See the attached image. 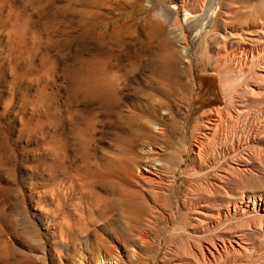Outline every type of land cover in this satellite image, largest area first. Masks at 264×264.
<instances>
[{
	"label": "rangeland",
	"instance_id": "rangeland-1",
	"mask_svg": "<svg viewBox=\"0 0 264 264\" xmlns=\"http://www.w3.org/2000/svg\"><path fill=\"white\" fill-rule=\"evenodd\" d=\"M70 2L43 0V8L38 10L28 0H0V264H264V0H224L223 5L221 0H75L76 7ZM87 11L92 15L86 19ZM19 13H31L34 18L41 14L44 20L46 17L47 27L55 28L47 31L50 36L57 35L61 48L48 45L43 49L59 65L58 74L51 79L54 89L65 86V67L75 62L74 58H85L92 59L99 72L108 73L121 96L126 70L135 77L126 86L128 91L137 99L141 91L149 92L162 103L160 114L145 118L150 121L148 129L161 143L154 149L157 157L176 173L175 177L172 172L164 177L166 185L175 181L176 213L187 200V193L196 187L194 174L204 172L191 164L189 156L181 159V152L196 159L199 149L194 139L206 143L213 137L215 127L206 124L207 116L218 120L216 112L220 111L228 119L218 148L222 153L224 145L227 163L223 172L209 180L215 186L212 192L216 200L209 202L208 210L201 209L203 214L196 211L189 215L199 224L200 234H186L198 246H182L187 238L177 237L178 224L168 231V210L148 234L143 230L145 218L138 225L122 217L121 208L117 209L119 220L113 231L89 236L91 242L103 241L109 247L93 252L65 242L57 227L42 222L46 212L39 189L43 171L40 163L45 155L42 138L38 133L29 136L23 131L24 123L40 117L41 109L36 110L30 100L37 84L26 78H12V34L4 24L8 17L13 19ZM85 21L89 31L82 26ZM165 56H173L175 64L161 62ZM158 71L171 76L170 100L145 88L146 79L153 76L151 72ZM89 101L73 105L85 113L87 108L97 110L95 101L88 107ZM180 110L187 115L186 120L180 118ZM97 111L91 149L101 157H113L122 151V143L116 141L119 133ZM160 117L170 118L168 123L176 128L173 138L158 134L156 119ZM238 118L236 133L230 126ZM175 122L186 123L180 134ZM205 126H211V130ZM166 143L171 148L165 151L162 147ZM150 148L146 145L138 152ZM144 168H135L139 182L147 188L158 184L160 180ZM156 168L151 170L155 172ZM113 188L122 185L104 187L105 191ZM250 197L261 206L254 207ZM53 208L51 211H55Z\"/></svg>",
	"mask_w": 264,
	"mask_h": 264
},
{
	"label": "bare ground",
	"instance_id": "bare-ground-1",
	"mask_svg": "<svg viewBox=\"0 0 264 264\" xmlns=\"http://www.w3.org/2000/svg\"><path fill=\"white\" fill-rule=\"evenodd\" d=\"M223 2L224 0H221V5H223ZM28 3L38 10L43 8V0H28ZM70 3L73 6L76 5L75 0H71ZM85 14V18L92 15L89 11ZM4 24L9 26L7 31L12 34L9 37L13 53L11 68L14 76L12 78L14 77L17 81L26 78L29 83L37 84L34 97L30 100L36 110L41 109L40 117L24 123L23 131L29 136L38 133L42 138L41 147L45 155L40 163L43 171L39 189L43 195L42 202L46 206V212L41 216L42 222L52 228L57 227L65 242L68 241L74 246H83L87 252H93L94 249H107L109 247L103 241L97 244L91 242L89 236L94 232L108 233V231H113L119 220L115 213L117 209L121 208L122 217L133 219L138 225L145 218L147 224L143 230L146 233L152 231L163 220L162 215L168 210L171 211L166 222L168 231L172 225L178 224L175 228L178 231L177 237L182 240L187 238V243H182V246L186 247L187 245L189 249L194 245L198 246L196 241L186 234L189 231L198 234L200 231H198L199 224L197 221L190 219L189 215L191 212L195 213L196 211L203 214L201 209L208 210L209 202L216 200L215 193L212 192V189L216 190L214 189L215 186L209 180L215 179L218 172H223L227 163V154L223 150L224 145H222V153L221 151L218 152V148L221 147L219 144L220 133L224 130V124L227 123L228 119L220 111L216 112L218 120L207 116L206 124L215 127L213 137L211 136L212 138L204 143L197 141L195 136L192 135L195 138L194 141L198 143L197 148L199 149V153L195 154L196 159L195 157L192 158V155L188 152L186 155V151L181 152V159L189 156L190 161H192L191 164H196L204 172L201 173L202 175L200 173L194 174L193 182L196 187L193 185L195 188L193 187L194 189L187 193V200L176 213L173 206V202L177 197L174 190L175 181H171L173 183H169V185L164 184V177H168L165 175L171 174L172 171L165 162L163 163L157 157L159 154L154 149L158 148L161 143L159 137L153 135L148 129L150 121L147 122L145 118L146 116L157 115L162 103L149 92L139 91L140 99H137V95L135 96L128 91L129 89L127 90L126 86L135 77L132 78V72L126 70H123L121 96L120 88L115 87L108 73L105 71L99 72L100 70L95 68L97 64L92 59L85 58H74L75 62L67 65L64 69L65 86L61 84V86L54 89V86L51 87V79L52 75L58 74L59 65L48 53L44 54L43 49L48 45L51 48H61L60 41L55 39L57 35L55 37H53L54 34L49 35V32L52 29L54 31L55 28L47 27L46 17L44 20L41 14H38V17L34 18L31 13L25 15L19 13L13 19L8 17ZM82 26H85L86 31L90 30L87 21L83 22ZM38 59H40L39 64H37ZM160 60L164 64L172 66L175 64L176 59L173 56H165ZM158 72H151L153 76H148L145 88L168 99L173 95L170 90L171 76L166 72ZM2 73L3 65L0 63V74L2 75ZM139 86L140 89L144 87V85ZM87 101H89L88 107L95 101L99 112H102L105 118L115 125L117 133H119L116 135V141L122 143V151L113 154V157L106 154L101 157L98 152L91 149L93 142L91 133L98 116V109L94 110L92 108L90 110L87 108L88 112L85 113V111L73 105L77 102L83 105ZM142 101L147 102L148 105H142ZM121 104H123V107H121ZM181 112L180 110V118L186 120L187 115L185 112ZM161 117L156 119V124L159 126L158 134L167 139L173 138L176 128L168 123L169 117L163 119ZM232 123L234 124L229 126L231 131L234 132L240 124L239 118ZM136 124L138 127H136ZM175 124L178 128V134H180L179 130L183 131L186 128V123L175 122ZM210 127L205 126L208 130H211ZM110 129L112 130V128ZM196 129L198 128L196 127ZM203 136L205 135L203 134ZM146 145L151 147L148 152H138L139 148H146ZM225 145L227 146L226 142ZM162 148L166 151L171 148V144L166 143ZM234 148L235 145L232 144L231 149ZM227 151L229 152V150ZM245 160L247 159L245 158ZM158 162L161 165H156ZM141 167H145L144 169L155 175L160 180L159 183L153 184V187H144L141 181L139 182L140 177H136L135 168ZM153 167H158L155 172L151 170ZM172 173L175 177L176 173L174 171ZM141 178L143 179L142 175ZM112 183H120L122 188L105 191L104 187ZM249 199H252L254 207L257 208L261 206L258 202L263 201L262 196H260L258 202L256 198L250 197ZM201 201L202 204H200ZM53 206L55 211H51L54 209ZM190 220H193V223ZM201 242L203 241L199 240V243Z\"/></svg>",
	"mask_w": 264,
	"mask_h": 264
}]
</instances>
